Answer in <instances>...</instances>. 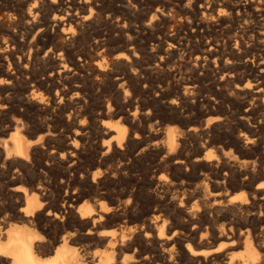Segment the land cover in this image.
I'll use <instances>...</instances> for the list:
<instances>
[{
  "label": "bare ground",
  "instance_id": "bare-ground-1",
  "mask_svg": "<svg viewBox=\"0 0 264 264\" xmlns=\"http://www.w3.org/2000/svg\"><path fill=\"white\" fill-rule=\"evenodd\" d=\"M25 1L0 0V8L7 4L23 7ZM39 1L33 0V7L26 13L34 29H37L30 42L25 40L30 35V29L14 20L12 29L6 31L12 47L7 56L9 59L5 60L8 66L3 73L6 77L0 79V176L12 173L10 185L22 182L21 176L32 171L33 159L39 154L45 158L47 168L58 160L55 165L62 171V177L54 186L58 193L63 194H57V198L53 195L44 170L38 174L31 172L36 183L27 188L0 186V245L7 246L11 241V246L6 248L8 255L0 256V264H214V261L219 264H264V187H261L264 185V170L259 171L252 166L248 171L243 168V174L234 172L236 163L224 160L229 151L219 147L216 155L213 149H209L212 135L210 122L202 130L189 128L181 135L176 134L177 130H167L161 141L157 140L160 135L158 126L155 130L142 128L136 131L139 122L146 123L152 119L149 116L152 112H140L138 116V110L143 105L128 98L125 90L128 84L138 81L136 66L140 57L135 52L131 28L123 18L115 19L114 28L111 27L115 36L121 39L118 47L110 49V36L95 31L88 50L99 51L102 60L97 64L98 72L114 90V98L107 103L106 111H100V115L117 117L126 125L115 129L107 122L98 127L94 121L89 127L81 125L78 120L84 115V105L76 95L80 97L88 82L86 52L73 49L72 45L52 46V42L64 36L73 43L87 30H94L101 21L99 6L105 0H46V3L43 0L41 4ZM109 1L112 5L120 4L130 9L131 0ZM180 1L184 2L183 9L192 34L190 37L196 36L198 31L192 16L201 11L202 14L212 15L218 24L235 19L252 22L248 29V44L256 38H264V0H235L232 4L219 0L209 4L203 3V0ZM18 12L25 16V13ZM154 18L155 15H152L145 26L153 24ZM235 46L240 50L245 45L236 41ZM235 50L232 55L239 56L240 53H235ZM208 57L216 61L222 55L210 52ZM34 65L41 70L40 80L33 71ZM157 67L162 69L165 65ZM241 67L245 74L239 81L245 79V83L234 87L243 97L261 98L260 105L264 106V64L254 55L245 58ZM176 74L172 77L176 78L177 85L195 87L193 83H188L192 75L181 76L179 69ZM37 89H43L47 96H40ZM163 98L160 94L159 99ZM48 102L52 112L41 107ZM248 107L244 108L241 121L246 122L253 114V109ZM170 108L176 110L173 106ZM47 112L51 121L43 122V114ZM59 119L64 127L57 130L54 122ZM94 130H98L102 138L101 145L93 151L95 156H99L98 160L84 155V150L93 146H90V134ZM129 145L133 146L131 153ZM235 146L238 144L235 143ZM66 161L71 163L67 167ZM242 162L243 165L248 164ZM136 167L140 168L138 177L132 175ZM165 168L176 173L169 179L161 173ZM214 169H225V172L222 175L214 173L211 177L203 173ZM191 177L198 183L194 184ZM233 178L235 185L229 186ZM259 179L262 182L252 189L253 183ZM232 191H237V194H232ZM84 197L92 203L81 204ZM41 220L54 227L69 226L76 239L66 237L57 241L54 237L41 235L37 230ZM113 224L118 230L105 229ZM93 239L96 245L104 247L102 250L105 249L106 253L103 252V256L89 254V251H75L76 241ZM45 243L54 246L53 249L49 247L47 258L42 257Z\"/></svg>",
  "mask_w": 264,
  "mask_h": 264
},
{
  "label": "rangeland",
  "instance_id": "rangeland-1",
  "mask_svg": "<svg viewBox=\"0 0 264 264\" xmlns=\"http://www.w3.org/2000/svg\"><path fill=\"white\" fill-rule=\"evenodd\" d=\"M42 1L43 0H40L39 4H41ZM213 1H216V0H203V3L209 4ZM219 1L221 3H231V4L235 2V0H219ZM47 2H48V0H47ZM181 2L182 1H180V0H161V2H160V0H131L129 2L130 9H128L129 10L128 11L126 8H124L120 4L112 5L109 0H105L104 4H101L99 6V8L101 10V16H100L101 21H100L99 25L97 24V27L94 30H92V29L87 30L85 32V34L77 37L78 39H76L73 43H71L70 40H67L64 36H62L61 38H56V40L52 42V46H58L61 48V47H70L72 45L73 49H78V50L83 49L86 52L85 66H86V70H87L89 77H88V82H86V86L84 88L83 93L80 94V97L78 95H76L77 99H80L82 101V104L84 105V108H83L84 115L82 118H80L78 120V122L81 125H84V127H89L91 121H94L96 123L95 125H97V127L100 126L101 124H103L104 122H107V123H109V125H112L114 129L115 128H121L122 126L126 125L122 120H119L117 117H106V116L100 115V113H101L100 111H106L107 103L111 102V99L114 98V90L106 84L105 77L98 72V65L97 64L99 61L102 60V57L100 56L99 51H91L90 52L88 50L89 45L93 42L95 31L99 32L102 35L110 36V41L108 44V47L110 49L111 48L114 49V48L118 47L121 44V39L119 40V38L115 36V33H113V30L111 29V27L114 25L113 21L115 19H117V18L122 19L123 18V20L124 21L126 20V22L129 24V27L131 28L130 34H131V37L134 38L133 40H134V44H135V52L137 54V57L138 58L140 57L138 60V64L136 66V69H137V76L136 77L138 78V81L132 82L131 84H128L125 90H127V93L129 95L128 98H130L131 100H133L135 102H138L139 105H143V107L139 108V110H138V113H137L138 116H140V112L141 113L152 112L150 114L153 115L152 116L149 114V116L152 118L150 121H148L149 123L148 122H146V123L139 122L137 124L136 131L139 129H142V128L155 130L156 127L158 126L160 129L159 130L160 135L157 138V140L161 141V140H164V134L167 130H172V131L177 130L176 134L178 135V133H179L181 135L182 131H187L189 128H195L198 131L202 130L205 128V124L207 122H210L213 125L210 124L211 128H209L211 130V134H212L211 138H210L211 144H210L209 149H211V150L213 149L212 151H214L216 155H217V151L219 150L218 149L219 147H220V149H222L225 152L229 151V155L227 157H225L226 159H224V160L227 162L228 161H230V162L234 161L236 163L233 171L237 172V174H238V172H239V174H243L245 172V170L251 169L252 166H255L259 171H263L264 170V146H263L264 145V116H263L264 115V106L260 105L261 98H258L255 96L243 97V95H241L236 90V88L234 86L236 84L242 85L243 83H245V79H243L242 82L239 81V79L242 76H244V74H245V70L241 67L245 58H251L252 56L255 55L257 58H259L260 62L262 64H264V38H260V37L258 39L256 38L252 43L248 44L247 37L250 35V33H249L250 30H248V29L251 28L252 22L243 21L240 19H237V20L235 19V20H232L231 22H225L223 24H218L212 15H210L209 13L202 14L201 11L196 12L192 16V20L195 22V24L198 25V31H197L196 36L190 37V35H192L191 29H189V27H188V23H187L188 19H186L185 11L183 9L184 2H182V3ZM45 3H46V0H45ZM162 4L164 5V7ZM9 6H11V7H9ZM31 6L33 7V0H29V1L26 0L23 7H18L21 10L15 6L11 5V4H9V5L7 4V5L0 8V66H1L0 67V79H3L4 77H6L5 74L3 73V72L7 71V66H8V65H6L7 63L5 60L9 59V57H7V56L10 54L11 47H12L10 44V40L7 37L6 31H8V30L10 31V29H12L13 20L15 23H18V24L20 23L21 26L26 27L28 30L30 29V31H28V33L31 36L30 35L27 36L28 39L27 38L25 39L26 43L30 42V40L32 39V37L34 35L33 33H35V31H37V29L36 28L34 29L33 24L31 23L32 20L30 18H28V16H26V13L32 8ZM136 6H137V8H136ZM156 7L157 8L159 7V8L157 9ZM162 9H164V10H162ZM18 11L25 13V16L22 17L20 15V12H18ZM33 11H35V9H33ZM157 13H158V15H157ZM163 14H164V16H163ZM138 15H139V17H138ZM152 15H155L154 22H153V24L146 27L145 23H147L148 19ZM203 15H204V17H203ZM12 16H14V17H12ZM22 20H23V22H22ZM108 20L109 21L111 20V21L109 22ZM111 22H113V23H111ZM34 23L35 24L37 23V19ZM241 24H242V26H241ZM100 25H101V27H100ZM29 27H31V28H29ZM215 27H217V28H215ZM113 28H114V26H113ZM224 30H225V32H224ZM240 30H242V31H240ZM145 32L147 35L145 34ZM90 34H93V35H90ZM186 41H187V43H186ZM236 41L238 43L242 42L243 45H245V46H243L242 49H240L241 51L237 50V47L235 46ZM6 43L8 44L7 47H6V45H7ZM250 46H252V47H250ZM233 49L234 50L236 49L235 53H236V51H238L240 53L239 56L238 55H236V56L232 55V52H234ZM210 52L216 53L217 56L222 55V58L216 59V61H215L214 58L208 57V54ZM42 55H43V53H42ZM184 55H185V57H184ZM164 57H167V58L165 59ZM148 63H149V65H148ZM163 64L165 65L164 68L160 69L159 67H157L158 65L162 66ZM178 66H180V67H178ZM12 68L13 67L11 66V69ZM182 68H183V70H181ZM139 69H141V70H139ZM173 69H175L176 71H173ZM177 69L180 70L181 76H189L190 77L192 75L191 81L188 83H193V86H195L194 88H191V87L185 88V86H186L185 84H178V85L176 84V78H173L172 76L177 75L176 74ZM166 70L168 72H166ZM33 71L35 72L36 78L38 80H40L42 76H41V72H40L41 70H40L39 66L34 65ZM155 72H157V73H155ZM10 73H11V70H10ZM213 73H215V74H213ZM166 74H167V76H166ZM228 76H230V77H228ZM231 77L233 79H231ZM196 79H198V80H196ZM193 81H195V82H193ZM232 81H234V82H232ZM174 87H175V89H174ZM184 92H186V93H184ZM216 92H218V93H216ZM37 93L40 96H44V95L47 96L43 89H37ZM160 94L164 96V98L162 99L163 101L161 99H159ZM95 97H97V98H95ZM141 101H142V103H141ZM93 106H95V107H93ZM171 106H173L176 110H172L170 108ZM41 107H42V109L46 108L49 112H52V107H51L50 102H48V104H45ZM247 107L253 109V114L251 115V117L249 119L246 120V122L241 121L240 120L241 115H242L243 111L245 109H247ZM94 108H96V109H94ZM234 108H235V110H234ZM206 110H208V111H206ZM49 112H47V114H43V117H44L43 122H48L50 120L49 117H47L50 114ZM1 119H2V117H1ZM60 120L61 119L54 122L55 128L57 130L63 129V127H64L63 123ZM155 120L157 123L155 122ZM63 121H66V117H63ZM60 123L62 125H60ZM248 123L250 124V126ZM152 124H154V125H152ZM210 125H209V127H210ZM223 125L226 127H224ZM213 126H214V128H213ZM228 127H230V128H228ZM252 127H254V128H252ZM169 128H171V129H169ZM215 129H216V131H215ZM248 132H250V134H247ZM97 133H98V130H94L91 132L92 136L90 134V146H92V145L93 146L91 149L86 148L84 150V155H86L88 159L98 160V158H99V156H95L93 153V151L96 150L95 148L100 146L102 143V138L100 137L99 133L98 134ZM108 137H106V138L108 139ZM2 138H4V137H2ZM233 139H235V140H233ZM188 142H190V141H188ZM202 142L204 143L203 140H202ZM235 143H237L238 146H235ZM228 144H231V145L229 146ZM228 146H229V148H228ZM129 147H131V148H128V151L131 153L133 151V146L129 145ZM230 147H232V148H230ZM256 151H258V152H256ZM231 153H232V156L230 155ZM89 155H91V157ZM233 155H234V158H233ZM160 157H162V154L159 156V159H160ZM56 161H58V160H55V162ZM241 161L247 162L248 166L245 163H244V165H246V166H244L243 162L240 163ZM45 162H46L45 158H43L42 155L37 154L35 156V158L33 159L32 165H34V166H32L33 169L31 172L38 174L44 170L45 171V175H44L45 180L46 181L48 180L47 182L51 185V190L53 191L52 192L53 195L56 198H57V194L62 196L63 193L62 192L58 193V191L56 190V187H55L56 184L59 183V179L62 177V171L56 167L55 162H52L50 167H48V168L45 166ZM253 163H256L258 166L256 164H253ZM70 164H71L70 162L66 161L65 166L67 167ZM259 165H261V166H259ZM137 168H139V167H136L133 169L132 175L138 177L140 174V168L139 169H137ZM243 168H245V170ZM49 169H50V171H49ZM135 169L137 171H134ZM223 170H221V169L215 170L214 169L211 172H203V173L207 174L208 177H211L214 173L218 174V175H222L225 172V169H223ZM233 171H232V175L234 174ZM31 172L29 174L26 173V175L23 174L21 176V181L23 180L22 181L23 183L18 182V183H15V185H10L11 179L13 178L12 173H10V175L7 174L4 176H0V186L4 187V188L7 186L8 187H20L21 186L23 188H27L29 185L36 183L34 181V178H32L34 175L31 174ZM161 173H162V175H164L170 179L176 172H174L171 169L165 168L161 171ZM194 179L195 178L191 177V180L194 184L198 183V181H196V179L195 180ZM235 182H236V180L233 178L232 181L230 182L229 186H234ZM261 182H262V180H260V179L258 181L256 180L252 185V189H254ZM1 183L3 184V186ZM5 183H7V184H5ZM54 184H55V186H54ZM122 187L127 188V186L126 187L121 186V188ZM128 189H129V187H128ZM240 192H242V191H238V193H240ZM76 194H77V192H76ZM232 194H237V191H232ZM56 198H55V200H57ZM80 203L86 204V203H92V201L89 202L88 197H84V198H82ZM263 209H264V207H263ZM47 219L49 221L52 220L50 218H47ZM38 224H39V227L37 226V230H39V233L41 235H43L47 238H50V237L53 238L54 237L55 239H57V241H60L66 237L76 239V236H74L73 229L67 225H65L63 227L62 226L54 227L53 225H51V223H47L45 220H43V221L41 220ZM113 225L116 226V224H113ZM113 225L109 226L108 228H105V229H107V230H118L117 229L118 227L117 226L115 227ZM67 232H69L68 233L69 235L67 234ZM59 243L57 245H60ZM49 247L51 249L54 248V246H51L48 243H45L44 246L42 247V257L43 258L49 257V254H46L47 251L50 249ZM75 248H76L75 251H81L82 250L85 253H88V251H89V254H91V252H92L93 255H97V256H99V254H100V256H103L104 255L103 252L106 253L105 249L102 250V248H104V247L96 245L94 239L91 241L78 240L75 242L74 249ZM45 249H47V250H45ZM99 252H101V253H99ZM214 264H219V263L214 261Z\"/></svg>",
  "mask_w": 264,
  "mask_h": 264
},
{
  "label": "snow or ice",
  "instance_id": "snow-or-ice-1",
  "mask_svg": "<svg viewBox=\"0 0 264 264\" xmlns=\"http://www.w3.org/2000/svg\"><path fill=\"white\" fill-rule=\"evenodd\" d=\"M261 187H264V185H261ZM11 246V241H9L7 246L4 245H0V256H7L8 252L6 250L7 247Z\"/></svg>",
  "mask_w": 264,
  "mask_h": 264
}]
</instances>
